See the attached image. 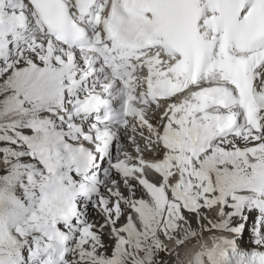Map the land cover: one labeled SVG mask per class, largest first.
Instances as JSON below:
<instances>
[{"label": "snow or ice", "instance_id": "1", "mask_svg": "<svg viewBox=\"0 0 264 264\" xmlns=\"http://www.w3.org/2000/svg\"><path fill=\"white\" fill-rule=\"evenodd\" d=\"M193 240L187 264H264V0H0V264Z\"/></svg>", "mask_w": 264, "mask_h": 264}, {"label": "rangeland", "instance_id": "2", "mask_svg": "<svg viewBox=\"0 0 264 264\" xmlns=\"http://www.w3.org/2000/svg\"><path fill=\"white\" fill-rule=\"evenodd\" d=\"M207 215H208V217L210 218V219H212L213 221H215L216 219H217V217H216V215L215 214H213V215H209L208 213H207ZM96 218H98L97 216H96ZM192 223L193 224H195L196 226L195 227H197V224H196V220H195V218L193 217V220H192ZM204 223H206V221L204 222ZM210 234L209 233H207V232H205L204 233V240H207V238H208V236H209ZM162 239H163V237H161ZM110 242V243H109ZM193 242H196L195 240H193V241H190L189 243H187V244H190V243H193ZM106 244H107V249H111V245L112 244H114V240H112V241H107L106 242ZM186 244V245H187ZM173 244L171 243V242H169L168 243V246L170 247V248H172L173 246H172ZM182 249H184V246L183 247H181V248H179V249H176V251H178L179 253H180V255H181V253L183 252L182 251ZM108 250V251H109ZM163 254V255H162ZM161 257L163 258V260H165V263H167V264H178L179 263V261L177 260V259H175V257L176 256H174V255H172V256H169V255H167V254H165V253H161ZM169 258V259H168ZM183 258V257H182ZM182 258H179V260H181ZM172 260V261H171ZM175 260V261H174ZM169 261V262H168Z\"/></svg>", "mask_w": 264, "mask_h": 264}, {"label": "bare ground", "instance_id": "3", "mask_svg": "<svg viewBox=\"0 0 264 264\" xmlns=\"http://www.w3.org/2000/svg\"><path fill=\"white\" fill-rule=\"evenodd\" d=\"M196 225L195 224H193V227H195ZM114 240V239H113ZM110 243V242H109ZM167 243H169V242H167ZM105 246L107 247V244H105ZM112 246H113V244L111 245V249H112ZM199 247V244L197 243V242H193V243H190V244H187V245H185L184 246V251H183V249H182V253H181V255H180V257L179 258H182L181 260H179V262L180 261H183L184 262V264L186 263V261L190 258V256H191V253L192 252H194L197 248ZM111 249L108 251L109 253L111 252ZM163 255V254H162ZM169 259V258H168ZM175 259H177L176 257H175ZM165 261V260H164ZM172 261V260H171ZM175 261V260H174ZM169 262V261H168ZM165 264H167V263H165ZM170 264V263H169Z\"/></svg>", "mask_w": 264, "mask_h": 264}]
</instances>
